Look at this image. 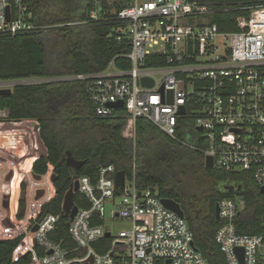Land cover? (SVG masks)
<instances>
[{"label": "built area", "instance_id": "obj_1", "mask_svg": "<svg viewBox=\"0 0 264 264\" xmlns=\"http://www.w3.org/2000/svg\"><path fill=\"white\" fill-rule=\"evenodd\" d=\"M82 1L86 18L57 26L113 22L109 35L118 41L127 40L130 49L126 57L131 67L118 69L111 64L104 71L88 74L0 80V90L13 91L18 85L55 80H84L97 115L109 116L116 109L110 103L124 102L129 114L125 137L135 138L136 121L145 118L172 139L199 149L205 158L211 156L213 168L229 174H251L260 189L264 187V0L247 6L248 13L236 17V31H221L217 23L211 22L214 11L204 0ZM49 28L39 24L27 0H0V36ZM161 55L167 56L165 65L145 64L148 58ZM144 78L152 79L153 86L145 85ZM183 106L185 113L180 114ZM0 112L4 119L0 120V142L4 146L0 151V173L12 157L27 161L32 152L42 148L47 154L38 121H8V111ZM182 127L183 138L179 135ZM33 134L39 136V143L33 141ZM19 139L23 143L20 148L16 143ZM200 141L205 142L203 146ZM135 161L134 174L125 175L123 187L116 183L118 171L113 164L98 168L96 182L87 175L74 177L72 186L79 181L77 192L91 203L90 208L78 207L73 219L68 216L74 247H65L51 238L58 229L60 215L48 213L29 226V240L25 241L23 234L14 260L32 253L30 264H210L196 247L186 218L167 208L156 188L140 185ZM10 174L16 175L11 167L5 178ZM12 193L13 188L2 197L3 209L6 202L12 201ZM107 202L112 204L109 218ZM217 205L220 225L215 241L227 264H264V219L261 232L241 233L239 217L245 199L235 194L222 198ZM0 212L4 213L2 209ZM116 218L128 220L130 228L116 235L107 226V220ZM35 227L38 229L33 231ZM104 238L111 239V243L101 253L94 244ZM239 248L243 249V260Z\"/></svg>", "mask_w": 264, "mask_h": 264}, {"label": "trees", "instance_id": "obj_2", "mask_svg": "<svg viewBox=\"0 0 264 264\" xmlns=\"http://www.w3.org/2000/svg\"><path fill=\"white\" fill-rule=\"evenodd\" d=\"M39 24L50 28L44 32H31L0 36V80L21 78H59L88 74L107 69L111 64L118 69H129L131 60L126 57L129 43L110 36L113 22H90L76 26H57L86 18L82 0H27ZM214 13L211 22L221 31L238 30L236 17L247 14V6H256L260 0H204ZM56 25V26H55ZM167 56L146 60L147 66H161ZM56 76V77H53ZM9 113L5 120H36L40 137L47 154L31 162L35 175H46L50 165L56 179L55 193L42 205L36 221L46 214H59L58 229L51 234L56 242L74 247L69 235L70 218L63 213V203L74 177L87 175L94 182L98 168L113 164L127 177L136 175L142 187L156 188L163 199L180 203L193 233L196 247L210 264H227L215 241L220 225L216 206L224 197L239 194L246 206L239 217V231L261 232L264 219V193L251 174H229L205 165V155L174 140L145 118L136 121L135 138L123 134L129 114L124 107L116 108L109 116H99L87 94L84 80H55L16 86L12 94L0 96V110ZM0 120H4L0 117ZM181 138L185 129L179 131ZM194 141V140H193ZM195 143L196 140L194 141ZM205 142L200 141L203 146ZM68 152L79 161H85L78 170L68 167ZM25 166V165H22ZM238 183L235 191L222 190L221 186ZM22 189L27 188L21 182ZM15 192L13 189L12 200ZM75 204L90 208L91 203L81 192L75 194ZM23 209L25 198L19 199ZM21 216V214H20ZM102 221L97 220L96 223ZM25 235L0 239V264H30L32 253L14 260V251ZM111 239L104 238L94 246L101 253L109 248Z\"/></svg>", "mask_w": 264, "mask_h": 264}, {"label": "rangeland", "instance_id": "obj_3", "mask_svg": "<svg viewBox=\"0 0 264 264\" xmlns=\"http://www.w3.org/2000/svg\"><path fill=\"white\" fill-rule=\"evenodd\" d=\"M53 77H56V76H53ZM49 78V77H47ZM0 115H1V112H0ZM18 131H23L21 129H19ZM125 131H124V134L125 135ZM33 141L37 144V142L39 143V136L37 135H34L33 134ZM22 144L23 143H19L17 145L18 148L22 147ZM3 141L0 142V151L3 150ZM14 150V149H13ZM44 151V148L42 149H39L38 151H34L32 152V154H30V159H32L35 155H40L39 153H43ZM23 160V159H22ZM21 159L19 158H16V157H12L10 160H9V163H8V166H6L4 168V175L6 174V172L8 171V169L13 168V171H15V177H14V180H13V177H11V179H6L4 178V175L1 176L0 175V183H1V180L4 179L5 183L7 184L2 186V190L0 191L1 193V198L3 196H5L7 194V192L9 190H12V188L14 189V192H15V196H14V199L12 201H10V203H12L10 205V203L7 202V205H6V209L8 207L11 206V210L8 212L12 215H14L13 218H17L19 219V222L18 225H17V228L15 230V232L12 230V229H9V224L7 226H5L4 228V232H2V234L0 235V237H6V236H12V235H19L20 233H25L26 234V237L27 236H32V233H31V225H35V222H36V219L38 217L37 216H33L35 214L36 211L40 210V205L42 204L43 201H45L46 197H44L45 195H43L42 197L40 198H36V195H37V191L38 190H45L48 195L50 196L51 195V190H52V184H53V180H52V176L53 174L51 172H53V168L52 170L48 171L49 174L47 173L45 177H42V179H36L35 177H32L33 175H31L30 173H26V172H18L16 171L15 169L17 168V164L18 162H20ZM18 172V173H17ZM54 173V172H53ZM26 182L27 183V188L26 190L24 191L22 189V186L21 184H19V182ZM18 184V188L16 187L15 188V185ZM236 186V190L239 188L238 187V183H235L234 184ZM54 186V185H53ZM222 190H226L224 188V185L221 186ZM21 198H25L26 200V206L25 208H21L20 205L18 204L19 203V199ZM31 203V210H30V213L29 215L27 216V220L25 219L26 218V207L28 209V203L29 202ZM116 201H119V199H116ZM17 202V203H16ZM112 209V204L111 203H106V217L109 218L110 216V211ZM21 214V216H20ZM22 219V221H20ZM23 219H25L23 221ZM30 223V224H28ZM27 225H29L30 227H28ZM27 226V228H26ZM107 226H109L113 232H115L116 235H118L120 233L121 230L123 229H128L130 228L131 224L128 220L126 219H121V218H116V219H109L107 220ZM9 233V234H7Z\"/></svg>", "mask_w": 264, "mask_h": 264}, {"label": "water", "instance_id": "obj_4", "mask_svg": "<svg viewBox=\"0 0 264 264\" xmlns=\"http://www.w3.org/2000/svg\"><path fill=\"white\" fill-rule=\"evenodd\" d=\"M9 12L10 9L8 8V18H9ZM143 83L147 86H153L154 81L150 78H144L143 79ZM172 94V91L170 92ZM12 94V90L11 89H1L0 90V96H5V95H10ZM109 106L114 107V108H121L124 107V102L119 101L116 103H110ZM185 113V107H181V111L180 114H184ZM66 163L68 165V167L74 169L75 171H78L85 163V161H79L76 160L71 152H68V156H67V160ZM205 165L208 168H213L214 164H213V158L211 156H207L205 158ZM12 177V174L9 175L8 179H10ZM35 178L40 179L41 176L40 175H35ZM56 179V175L53 174L52 176V180L53 182ZM116 183L118 186L123 187L124 183H125V172L124 171H118L116 173ZM224 188L228 191H234L235 186L234 185H228L225 184ZM79 190V181H76L75 184L73 186L70 187V189L67 191L65 198H64V203H63V210L65 212V214L67 216H69L70 218H74L78 212V206L75 204V194L76 192ZM261 192L264 193V187H262ZM44 190L41 189L38 191L37 193V198H40L44 195ZM163 203L165 204V206L171 210L176 211L180 216L185 217V213L183 211V209L180 206V203L176 202L173 199H163L162 200ZM220 217V209L219 206H216V218L219 219ZM38 229V227H35L33 229V231H36ZM107 236H110L109 233L106 234ZM35 244H37V242L35 241ZM238 254L241 258V260H243V249L239 248L237 249ZM27 254H25V256H27Z\"/></svg>", "mask_w": 264, "mask_h": 264}, {"label": "crops", "instance_id": "obj_5", "mask_svg": "<svg viewBox=\"0 0 264 264\" xmlns=\"http://www.w3.org/2000/svg\"><path fill=\"white\" fill-rule=\"evenodd\" d=\"M85 8V7H84ZM17 141V140H16ZM15 141V142H16ZM14 142V143H15ZM13 143V144H14ZM16 143H22L21 142V140L19 139V141L18 142H16ZM17 144V145H18ZM42 155H46V154H43L42 153ZM32 161H34V159L32 158V159H28L27 161H20V162H18V163H20V165L19 164H17L18 166H17V168L15 169L16 171H18V172H26V173H30L31 175H33L32 177H35V174L32 172V170H31V162ZM24 162V163H23ZM26 162V163H25ZM22 165H25V166H22ZM52 169V167L50 168V170ZM4 172L5 171H3V172H1L0 173V175L1 176H3L4 175ZM17 172V173H18ZM54 174V173H53ZM17 175V174H16ZM46 175H43V176H41V179H42V177H45ZM13 177V176H12ZM4 178H5V176H4ZM11 179V178H10ZM37 179V178H36ZM13 180H14V177H13ZM4 185H6L7 186V184L5 183V181H4V179L3 180H1V183H0V191L2 190V186H4ZM39 191V190H38ZM38 191H37V193H38ZM45 191V190H44ZM54 193H55V188H54V186H53V184H52V190H51V195L49 196L48 195V193L45 191L44 192V197H46V199H45V201H43L42 202V204L39 206L40 207V209H41V206L43 205V204H45L46 202H48L50 199H51V197L54 195ZM36 198H37V195H36ZM29 202V201H28ZM8 203H10V201L8 202ZM1 204H2V198H1V193H0V208L3 210V214L0 212V228H2L4 225H8L9 224V228H12V230L15 232V230H16V228H17V225H18V223L17 222H19V219H17V218H13L14 217V215H13V217H12V215L10 214V213H8L12 208H11V204L12 203H10V207H8L7 209H3L2 208V206H1ZM6 205H7V202L5 203V207H6ZM31 203L29 202L28 203V209H27V207H26V213H27V215H26V220H27V216L29 215V213H30V210H31ZM11 208V209H10ZM0 209V210H1ZM38 213H40V210H38V211H36L35 212V214L33 215L34 217L35 216H37V214ZM4 219V220H3ZM25 219H23V221L25 220ZM20 221H22V219L20 220ZM28 224H30V223H28ZM28 227H29V225H27ZM27 226H26V228H27ZM7 234H9V233H7ZM20 234H25L24 232L23 233H20ZM19 234V235H20ZM1 235V234H0ZM19 235H16V236H19ZM26 235V234H25ZM15 237V235H12V236H6V237H0V239H10V238H14ZM31 238V235L30 236H27L26 238H25V241H27V240H29Z\"/></svg>", "mask_w": 264, "mask_h": 264}]
</instances>
